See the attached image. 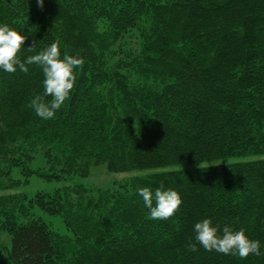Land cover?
Segmentation results:
<instances>
[{"label":"trees","instance_id":"16d2710c","mask_svg":"<svg viewBox=\"0 0 264 264\" xmlns=\"http://www.w3.org/2000/svg\"><path fill=\"white\" fill-rule=\"evenodd\" d=\"M3 25L27 37L21 61L58 41L61 59L84 63L49 120L29 106L42 69H0V264H264V0H0ZM98 165L135 174L17 191L34 173L84 178ZM161 185L182 204L152 220L136 190ZM204 219L243 229L261 255L189 251Z\"/></svg>","mask_w":264,"mask_h":264},{"label":"clouds","instance_id":"9594fccd","mask_svg":"<svg viewBox=\"0 0 264 264\" xmlns=\"http://www.w3.org/2000/svg\"><path fill=\"white\" fill-rule=\"evenodd\" d=\"M38 8L44 6V0H36ZM27 37L9 28L7 25L0 26V69L6 73H15L17 69L27 74L26 65H37L42 69L43 95H37L30 103V107L36 115L44 120L53 119L55 113L70 98L71 90L75 85L74 69L84 63L79 57L65 55L60 58L59 42H53L49 47L36 55L28 56L24 61L18 56ZM35 42L27 47L33 51ZM45 97H51L45 101ZM137 194L142 197L144 206L149 210L152 220H167L172 217L182 204V199L175 190H165L163 185L153 193L150 188H137ZM155 201V206H153ZM218 228L212 226L210 219H204L194 225V242H189L188 250L195 252L197 245L205 251H215L224 255H238L245 259L250 255L260 256V242L250 240L243 229L234 231L225 226L222 234H218Z\"/></svg>","mask_w":264,"mask_h":264},{"label":"rangeland","instance_id":"374dc122","mask_svg":"<svg viewBox=\"0 0 264 264\" xmlns=\"http://www.w3.org/2000/svg\"><path fill=\"white\" fill-rule=\"evenodd\" d=\"M32 167L35 169H41L46 171L47 167L44 160L37 156L32 163ZM135 173H112L107 171L105 165L94 166L90 169V173L87 177H68L66 179H47L41 177L36 173L29 177V182L23 184L17 189L18 192H25L28 196H33L37 191L51 192L55 188L62 187L65 185H82L86 188L92 189H108L112 188L119 183H125L131 176ZM13 176L15 178H21L18 170L13 171ZM43 220L48 223L53 230L60 234H68L65 226L63 225L61 218L56 216H49L47 214H41Z\"/></svg>","mask_w":264,"mask_h":264}]
</instances>
